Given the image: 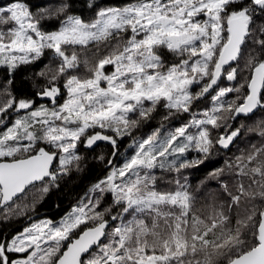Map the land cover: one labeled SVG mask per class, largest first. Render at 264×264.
<instances>
[{"label":"snow or ice","instance_id":"6c2138e0","mask_svg":"<svg viewBox=\"0 0 264 264\" xmlns=\"http://www.w3.org/2000/svg\"><path fill=\"white\" fill-rule=\"evenodd\" d=\"M87 7L94 12L90 19L70 11L69 0L0 4V67L6 73L0 81V216L31 220L64 177L83 170L80 145L91 149L104 141L113 149L107 175L58 221L42 218L0 237V264H183L177 257L186 254L184 243L175 241L173 250L165 242L158 251L142 245L140 236L147 234L149 217L187 207L185 170L205 163L213 147L230 150L245 131L264 137V119L254 128L234 126L239 117L264 111V0H130L106 7L89 0ZM51 20L58 24L48 31L45 21ZM161 50L176 62L166 65ZM46 52L57 61L39 72L46 83L34 85L32 97L18 98L16 70ZM81 64L88 75L75 73ZM244 70L249 74L231 83ZM222 80L229 84L219 86ZM193 85H199L195 92ZM209 95L210 106L194 110ZM160 107L162 121L188 119L132 137V155L115 164L119 141ZM192 152L197 156L189 158ZM157 169L170 174L166 182L174 187H157ZM236 175H243L239 167ZM242 195L232 196L231 206ZM250 231L253 244L231 252L229 264H264V212ZM207 235L192 239L217 248L232 240L231 234L222 242Z\"/></svg>","mask_w":264,"mask_h":264},{"label":"trees","instance_id":"16d2710c","mask_svg":"<svg viewBox=\"0 0 264 264\" xmlns=\"http://www.w3.org/2000/svg\"><path fill=\"white\" fill-rule=\"evenodd\" d=\"M9 0H0V4H7ZM33 5H50L59 3L60 0H29ZM72 4L70 11L76 14H83L85 19L94 16L93 10L87 7L89 0H69ZM130 0H97L102 7L112 5H123ZM55 20L45 21V29L53 30L51 26L57 25ZM251 45L245 49L244 57L239 63L243 68ZM165 64L176 62L170 53L161 50ZM57 61L52 57L51 52H46L40 61L21 65L15 72V94L18 98L32 97L36 88L34 85L43 86L46 83L44 77L39 76V72L45 69V66H54ZM0 81H3L5 69L0 67ZM111 71V68L108 69ZM76 74L81 76L88 75V69L81 64L75 70ZM249 72L244 70L238 81ZM228 81L222 80L221 87L227 86ZM199 85H193L192 91H197ZM211 95V94H210ZM210 95L200 101H197L194 110H202L210 106ZM63 97L59 98V102ZM165 109L160 107L153 114V118L143 121L132 132V136H127L119 141V152L113 162H121L127 155L133 153L130 143L132 137L143 138L153 130L164 123L166 131L169 128H175L183 124L188 116L186 114L174 117L168 121H162ZM15 115V114H14ZM227 113L224 114L227 120ZM261 119H264V111L258 110L251 118L239 117L234 126L243 124L245 129L253 127ZM231 123V122H230ZM3 128H0L2 131ZM223 131V129H221ZM264 137L256 134V131H245L230 150L224 152L223 149L213 147L209 158L205 163L196 167H189L185 170L188 191L191 198L187 202V207L172 208L165 211L163 216H153L148 218L150 225L146 235L140 236V243L146 245L149 249L155 248L162 250L165 242L175 250V241L179 240L186 245V254L181 259L183 264H228L227 257L233 251L239 248L250 247L253 244V238L250 231L254 219L264 209ZM112 146L98 144L91 149H86L83 145L78 147L79 154L84 158L81 162L82 171L73 170L68 176L60 182L59 189H52L45 199L37 205L34 213H30L32 219L27 217H13L5 220L0 216V237H11L20 232L31 222L39 218H53L59 220L65 215L77 201L85 195L88 189L99 179L108 173V165L105 161L113 159ZM103 156L102 161L100 157ZM197 154H189V158L196 157ZM231 161V164L228 162ZM239 167L243 175L237 176L236 171ZM220 168V171L212 174L214 169ZM158 177L157 187L171 189L174 185L166 181L171 179L169 173L163 170H154ZM243 183V189L239 185ZM226 185V187H225ZM243 192L239 203L231 206V197ZM111 203L110 198L106 199L105 205ZM164 206L162 205V208ZM115 211V209H113ZM187 213V215H185ZM213 224L215 227L213 228ZM207 231L205 239L222 242L231 234V242L224 247H213L212 244L204 245L201 241H194V235H203ZM237 238H243L239 244ZM135 244V240H133ZM193 245H195V254H193ZM181 251H185L182 248Z\"/></svg>","mask_w":264,"mask_h":264},{"label":"rangeland","instance_id":"374dc122","mask_svg":"<svg viewBox=\"0 0 264 264\" xmlns=\"http://www.w3.org/2000/svg\"><path fill=\"white\" fill-rule=\"evenodd\" d=\"M191 155H194L195 156V154H197V153H195V152H192V153H190ZM132 155V153L131 154H129V155H127L121 162H118V163H116L115 162V164H121L127 157H129V156H131ZM40 219H42V218H39V219H37V220H35V221H38V220H40ZM29 225V224H28ZM27 225V226H28Z\"/></svg>","mask_w":264,"mask_h":264},{"label":"water","instance_id":"95a60500","mask_svg":"<svg viewBox=\"0 0 264 264\" xmlns=\"http://www.w3.org/2000/svg\"><path fill=\"white\" fill-rule=\"evenodd\" d=\"M258 111V110H257ZM256 111V112H257ZM241 117H243V116H241ZM98 144H106V145H110V144H108L107 142H104V141H98L93 147H95L96 145H98ZM92 147V148H93ZM224 151H226V150H228V149H223ZM262 212H264V209H263V211ZM229 264V263H228Z\"/></svg>","mask_w":264,"mask_h":264},{"label":"bare ground","instance_id":"6f19581e","mask_svg":"<svg viewBox=\"0 0 264 264\" xmlns=\"http://www.w3.org/2000/svg\"><path fill=\"white\" fill-rule=\"evenodd\" d=\"M1 70V69H0ZM0 74H2V73H0ZM3 130V129H2ZM234 145V144H233ZM225 152V151H224Z\"/></svg>","mask_w":264,"mask_h":264}]
</instances>
